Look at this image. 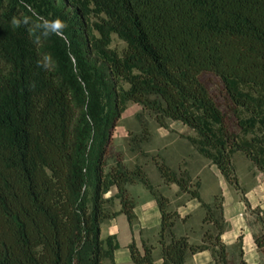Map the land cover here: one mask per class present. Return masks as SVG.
I'll list each match as a JSON object with an SVG mask.
<instances>
[{
    "label": "trees",
    "instance_id": "obj_1",
    "mask_svg": "<svg viewBox=\"0 0 264 264\" xmlns=\"http://www.w3.org/2000/svg\"><path fill=\"white\" fill-rule=\"evenodd\" d=\"M24 3L64 19L68 42L51 36L35 45L25 28L10 25L27 11L20 0H0V264H116L120 245L116 236L102 237V224L121 213L137 221L131 184L157 201L164 264H186L206 250L215 264H249L243 252L239 262L230 258L222 197L206 203L189 171L151 156L166 185L205 209L201 243L176 235L180 214L144 165L127 167L122 153L109 159L113 133L135 103L161 127L167 120L189 127L188 141L230 185H239L238 154L264 176V0ZM113 35L126 46L113 48ZM45 54L54 62L49 71L36 64ZM207 74L219 80L215 92ZM134 144L138 150L137 138ZM113 188L118 212L106 197ZM256 242L264 249V232ZM155 248L129 245L135 264H155Z\"/></svg>",
    "mask_w": 264,
    "mask_h": 264
},
{
    "label": "rangeland",
    "instance_id": "obj_2",
    "mask_svg": "<svg viewBox=\"0 0 264 264\" xmlns=\"http://www.w3.org/2000/svg\"><path fill=\"white\" fill-rule=\"evenodd\" d=\"M111 46L122 49L126 43L117 35H113ZM203 80L212 92H215L220 85L219 80L211 74L205 75ZM145 128L149 129L151 137L149 140L143 141ZM192 135L194 132L181 122L167 120V128L159 126L150 111L144 110L139 104L130 103L113 133L109 163L114 162L116 154L122 153L127 167L133 168L137 164L144 165L145 169L147 167L152 181L157 185L160 177L151 156L159 154L172 168L178 169V171L182 169L189 171L192 178L201 183L200 190L206 203L211 204L217 196H220L224 201V207L227 206L228 210L236 209L238 203H241L247 207L241 212L245 216L249 214L255 219L264 218V177L257 171L253 163L244 155L236 157L235 168L239 185L234 187L226 181L217 166L199 155L189 143L187 136ZM135 138H137L139 149H142L146 155H141L139 149L131 148V146H137L134 144ZM157 186L170 199L169 196L174 193V189L172 187L167 190L164 188L165 192H163L161 185ZM139 188L133 187L132 189L137 191ZM182 195L191 199L188 194ZM174 201L178 203L180 199ZM116 208L117 205L113 202L110 205L111 211H115ZM171 209L176 210L173 208L172 202ZM199 213L205 216V209L202 206L195 209L193 214Z\"/></svg>",
    "mask_w": 264,
    "mask_h": 264
},
{
    "label": "crops",
    "instance_id": "obj_3",
    "mask_svg": "<svg viewBox=\"0 0 264 264\" xmlns=\"http://www.w3.org/2000/svg\"><path fill=\"white\" fill-rule=\"evenodd\" d=\"M239 155L242 154H238L237 156ZM155 168L160 177L159 184L157 185H161L163 192H165L164 188L166 190L171 187L174 189V193L169 197L173 208L178 210L180 214V219L174 228L176 235L188 234L191 242L201 243L204 235V214H193L195 209L200 207L201 204L196 199H190L188 196L180 194V188L176 184L170 186L166 185L157 167ZM257 171L259 170L257 169ZM146 172L151 182L154 184L147 171V167ZM132 186L140 188L136 191L132 189ZM128 190L132 193V196L136 201L135 213L137 215V221L131 225L127 215L121 213L117 217L108 219L102 224V237H117L120 248L115 252L116 264H135L129 249V245L133 241L137 243L141 250H143L144 243L155 245V264H164L161 250L157 243L158 231L161 226V212L157 201L143 184L129 185ZM117 192L118 189L113 188L106 197L112 198L111 204L113 202L116 203L117 208L115 211L118 212L121 210L122 206L120 200L115 197ZM175 199H180V201L176 203L174 201ZM238 204L239 205L236 209L230 208L228 210L227 206L224 207V216L229 227L223 235V240L228 246L231 255L230 257L234 261L239 262L241 252H243V259L249 264H264V249H260L256 242V236L264 232V218L258 217V219H255L249 214H246L245 216L241 212L246 210L247 207L241 203ZM240 238H242L243 241L242 248L238 245ZM106 264L111 263L107 262ZM186 264H215V262L211 251L206 250L189 256Z\"/></svg>",
    "mask_w": 264,
    "mask_h": 264
},
{
    "label": "clouds",
    "instance_id": "obj_4",
    "mask_svg": "<svg viewBox=\"0 0 264 264\" xmlns=\"http://www.w3.org/2000/svg\"><path fill=\"white\" fill-rule=\"evenodd\" d=\"M20 3L27 10L26 13H20L19 15H13L10 19V25L16 28H25L30 36L33 37V43L37 46L48 39L51 36H55L66 43L67 37L65 30L68 27L67 22L61 18H48L37 12L30 4L24 3V0H20ZM37 67L43 68L49 71L53 68L54 62L50 54H45L41 59L36 62ZM30 88H34L35 84L29 85Z\"/></svg>",
    "mask_w": 264,
    "mask_h": 264
}]
</instances>
